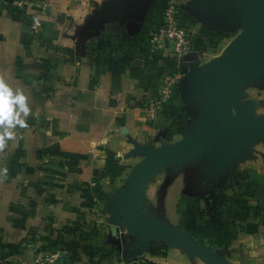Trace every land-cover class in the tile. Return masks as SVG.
I'll return each instance as SVG.
<instances>
[{
  "label": "crops",
  "instance_id": "obj_1",
  "mask_svg": "<svg viewBox=\"0 0 264 264\" xmlns=\"http://www.w3.org/2000/svg\"><path fill=\"white\" fill-rule=\"evenodd\" d=\"M12 1L0 0V79L23 92L30 114L0 151V264H30L40 248L66 249L57 264H192L184 248L141 237L118 201L144 153L217 124L219 115H209L214 96L205 93L215 75L195 69L222 55L237 31L232 20L208 0H35L43 7L35 34L33 10ZM246 1L233 4L232 18ZM169 2L196 46L184 61L189 75L152 120L144 106L179 66L169 43L148 55ZM263 52L264 36L234 87L235 114L252 125L244 148L221 165L211 151L182 156L140 192L143 214L223 264H264ZM230 200L229 213L222 203ZM154 243L166 246L163 254L151 255Z\"/></svg>",
  "mask_w": 264,
  "mask_h": 264
},
{
  "label": "water",
  "instance_id": "obj_2",
  "mask_svg": "<svg viewBox=\"0 0 264 264\" xmlns=\"http://www.w3.org/2000/svg\"><path fill=\"white\" fill-rule=\"evenodd\" d=\"M209 5L222 12L224 20H232L235 30L242 29L225 48L222 55L203 67L196 68L198 77L214 74L213 82L206 84L205 93L214 96L209 115H219L217 124L204 136L192 135L177 143L164 145L157 152L144 153L145 161L137 164L130 174L126 189L119 198V208L126 222L143 238L177 245L195 254L207 264H223L212 252L191 236L143 214L139 209L140 192L144 185L164 166L185 155L211 151L223 164L228 153L244 148L242 134L252 125L244 123L245 116L234 111L235 83L241 80L242 66L250 51L264 36V0H247L244 14L232 18L237 0H208ZM264 64V52L261 56ZM189 75V73L187 74ZM186 80H183V82ZM182 82V83H183ZM164 138L162 137L161 140Z\"/></svg>",
  "mask_w": 264,
  "mask_h": 264
},
{
  "label": "built area",
  "instance_id": "obj_3",
  "mask_svg": "<svg viewBox=\"0 0 264 264\" xmlns=\"http://www.w3.org/2000/svg\"><path fill=\"white\" fill-rule=\"evenodd\" d=\"M12 5L20 9L31 8L33 10L30 20L31 31L35 34L40 33L43 27L41 20L43 7L35 0H14ZM167 43L170 45L174 58L179 62V66L166 76L158 99L144 106L145 113L152 120L174 99L177 88L182 84L187 74L184 61L196 46L194 38L180 16V8L174 2H169L163 7L161 19L151 38L148 55H155L164 49ZM67 255L68 251L63 248L57 251L40 248L36 251L30 264H57L61 257Z\"/></svg>",
  "mask_w": 264,
  "mask_h": 264
},
{
  "label": "clouds",
  "instance_id": "obj_4",
  "mask_svg": "<svg viewBox=\"0 0 264 264\" xmlns=\"http://www.w3.org/2000/svg\"><path fill=\"white\" fill-rule=\"evenodd\" d=\"M30 114L27 97L19 89L13 90L0 79V151L6 146V141L16 136L14 129L27 127L26 118ZM7 174V169L3 170Z\"/></svg>",
  "mask_w": 264,
  "mask_h": 264
},
{
  "label": "trees",
  "instance_id": "obj_5",
  "mask_svg": "<svg viewBox=\"0 0 264 264\" xmlns=\"http://www.w3.org/2000/svg\"><path fill=\"white\" fill-rule=\"evenodd\" d=\"M232 201H224L222 203V208L225 209V210H230L229 213L231 212V209L233 207V205L231 204ZM166 250V246L163 245V244H153L152 245V248H151V255L152 256H156V255H161L163 254V252Z\"/></svg>",
  "mask_w": 264,
  "mask_h": 264
},
{
  "label": "rangeland",
  "instance_id": "obj_6",
  "mask_svg": "<svg viewBox=\"0 0 264 264\" xmlns=\"http://www.w3.org/2000/svg\"><path fill=\"white\" fill-rule=\"evenodd\" d=\"M241 30L242 29H238L236 31V33H234L233 37H231L228 41L225 40V43L227 42V44H230L228 42H230L233 38L235 39L236 36L241 32ZM188 255L190 257V261L192 262V264H204V262L201 260V258H199L198 256H196L195 254L188 253Z\"/></svg>",
  "mask_w": 264,
  "mask_h": 264
}]
</instances>
